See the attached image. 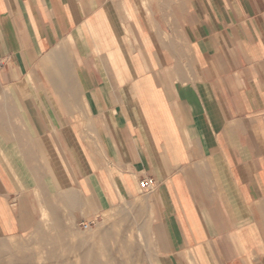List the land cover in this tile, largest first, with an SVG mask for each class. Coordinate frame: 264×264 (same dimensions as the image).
<instances>
[{
  "label": "crops",
  "instance_id": "0c3cea01",
  "mask_svg": "<svg viewBox=\"0 0 264 264\" xmlns=\"http://www.w3.org/2000/svg\"><path fill=\"white\" fill-rule=\"evenodd\" d=\"M145 177L165 264H264V0H0V237Z\"/></svg>",
  "mask_w": 264,
  "mask_h": 264
},
{
  "label": "rangeland",
  "instance_id": "374dc122",
  "mask_svg": "<svg viewBox=\"0 0 264 264\" xmlns=\"http://www.w3.org/2000/svg\"><path fill=\"white\" fill-rule=\"evenodd\" d=\"M145 193L111 205L92 218L87 229L67 212H62L61 221L51 216L47 219L42 212L32 230L0 237V264H16L14 260L20 258L27 264H116L100 262L104 243L111 255L133 257L132 264H165L151 228L152 203ZM107 226L112 230L104 240L101 232Z\"/></svg>",
  "mask_w": 264,
  "mask_h": 264
},
{
  "label": "bare ground",
  "instance_id": "6f19581e",
  "mask_svg": "<svg viewBox=\"0 0 264 264\" xmlns=\"http://www.w3.org/2000/svg\"><path fill=\"white\" fill-rule=\"evenodd\" d=\"M116 213V212H115ZM46 215H47V219H48V214L47 213H45ZM120 216V215H119ZM50 217V216H49ZM53 220V219H52ZM55 222V221H54ZM53 222V223H54ZM110 226H107V227H105V230H103L102 232H101V237H103L104 238V240L105 239H107V238H109V236H110V232H111V230H112V228H109ZM94 231V230H93ZM92 231V232H93ZM90 232V231H89ZM103 240V239H102ZM103 240V241H104ZM59 242V241H58ZM61 244V243H60ZM105 247L103 248V251L102 252H100V253H102V255L100 256V262H104V261H108V262H116V264H132L133 262H134V259H133V257L131 258L130 256H127L126 258L124 257V256H118L117 255V257L116 256H114V255H111L110 253H109V251H111V250H109V249H107L108 247L106 246V244L104 243L103 244ZM11 249V248H10ZM93 249V248H92ZM12 250V249H11ZM3 251H4V249H3ZM14 252V251H13ZM12 252V253H13ZM11 253V254H12ZM75 253V252H74ZM76 255H77V253H75ZM12 255H14V254H12ZM24 255V254H23ZM5 256V255H4ZM14 256H16V254L14 255ZM89 256V255H88ZM6 257V256H5ZM11 257V256H10ZM13 257V256H12ZM21 257V256H20ZM52 257V256H51ZM54 257V256H53ZM99 258V257H98ZM61 259V258H60ZM139 259V258H138ZM94 260V259H93ZM57 261H59V260H57ZM118 261V262H117ZM120 261V262H119ZM77 262V261H76ZM14 263H16V264H27L26 262H25V259H15L14 260ZM43 263V262H42ZM135 263V262H134Z\"/></svg>",
  "mask_w": 264,
  "mask_h": 264
},
{
  "label": "built area",
  "instance_id": "2783aa9c",
  "mask_svg": "<svg viewBox=\"0 0 264 264\" xmlns=\"http://www.w3.org/2000/svg\"><path fill=\"white\" fill-rule=\"evenodd\" d=\"M156 184V180L153 177H145L139 181V187L142 191H149ZM91 222H81L82 228L87 229Z\"/></svg>",
  "mask_w": 264,
  "mask_h": 264
}]
</instances>
